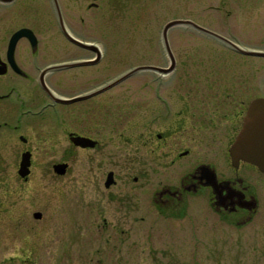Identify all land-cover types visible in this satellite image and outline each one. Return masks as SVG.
Returning <instances> with one entry per match:
<instances>
[{
  "label": "flooded vegetation",
  "instance_id": "flooded-vegetation-1",
  "mask_svg": "<svg viewBox=\"0 0 264 264\" xmlns=\"http://www.w3.org/2000/svg\"><path fill=\"white\" fill-rule=\"evenodd\" d=\"M27 1L0 0V238L27 218L18 200L10 203L7 198L8 169L13 167L16 184L24 186L32 180L34 160L44 158L54 159L47 168L52 193L64 194L67 206L81 205L88 217L91 203L115 204V214L100 216L103 227L109 222L118 227L151 222L152 207L163 219L178 217L186 212L188 196L202 195L201 205L219 227L203 234L226 241L235 234L237 250L264 254V171L231 153L251 103L264 101V0H233L240 5L234 7H225L222 0L211 10L223 15L224 23L172 18L168 21L189 20L204 30L172 25L162 40L164 66L137 63L123 70L120 56L107 54L105 59L104 43L120 46L128 40L82 34L87 26L104 29L105 0H69L64 8L62 0H43V5L37 0L41 15L32 26L22 19ZM145 2H108V19L121 21L135 13L134 19L146 21L145 29H151ZM64 10L69 11L67 18ZM229 19L241 20L240 26ZM53 26L61 37L42 38V31ZM175 27L181 28L179 36L183 31L198 37L177 43H190L192 54L173 48ZM25 28L30 36L13 40ZM145 65L164 67V74L138 70L123 77ZM150 73L164 76V93L160 102L147 97L138 102L132 96L135 77ZM156 108L164 122L154 129ZM24 159L29 165L21 175ZM161 169L164 179L153 191L151 174ZM91 184L97 186L98 198L89 193ZM32 215V226L42 228L37 224L42 213ZM165 250L163 256L171 252ZM168 259L155 264H174Z\"/></svg>",
  "mask_w": 264,
  "mask_h": 264
},
{
  "label": "rangeland",
  "instance_id": "rangeland-1",
  "mask_svg": "<svg viewBox=\"0 0 264 264\" xmlns=\"http://www.w3.org/2000/svg\"><path fill=\"white\" fill-rule=\"evenodd\" d=\"M67 1L69 0H62L63 8ZM105 1L104 29L98 32L87 26L82 34L88 38L128 40L129 42L121 41L120 46H113L111 41L104 43L105 59L107 54L120 56L126 65L122 66V70L137 63L164 66L161 31L164 24L172 18H195L204 24L225 22L223 15H217L211 10L220 6L222 0H143L146 1L145 10L151 14V29H145L146 21L135 20V13L121 21L112 18L109 20L107 15L111 9L108 2L112 3L113 0ZM225 1V7L240 6L237 5L238 1L237 4L233 0ZM41 3L44 4L43 0ZM39 7L40 2L37 0L26 2L22 14L24 24L32 26L35 16L41 15ZM66 12L69 11H63L65 18ZM230 20L226 21L237 22L238 27L240 26L241 20ZM113 21L115 24H110ZM76 23L79 25V21ZM178 29L181 28L175 27L171 31L173 48L178 49L181 52L179 54H192L194 48L190 43L182 42L189 45L185 47L177 43L181 39L198 37L183 31L179 36ZM56 30L57 26L44 30L41 37L47 38L51 34L61 37ZM146 40H149L150 46H147L149 42ZM200 50L207 51L209 47L201 46ZM148 54H151V58L147 56L145 59ZM135 78H138V84L133 88L135 90H132V96L138 102L143 97L151 99L152 102H160L159 98L164 93V76L150 73L138 74ZM145 81L147 85H144ZM126 83H132V80L123 82V85L126 86ZM163 122L161 109H153L152 128L160 127ZM51 161L54 159H35L32 180L24 186L16 184L13 167L8 169L7 198L10 203L18 200L16 205L19 206L20 213L27 218L24 219L26 222L12 224L16 228L0 238V264H155L156 259L164 262L168 258V262L174 264H264L263 253L236 249L235 234L228 241L223 236L212 235L211 232L203 234V231H217L219 227L214 216L201 205L204 199L202 195L188 196V207L184 216L163 219L155 207H152L149 213L152 215L151 222H131L120 227L114 222H109L103 227L100 216L115 214V204L91 203L88 217H84L81 205L70 203L67 206L64 194L56 193L54 196L52 193L50 176L47 174ZM151 178V189L155 191L158 180L164 179V171L153 170ZM96 188L95 184L88 187L92 198L99 197ZM36 210L44 216L42 221L37 223L44 225L42 228L32 226L35 223L32 213ZM139 213L141 212L135 214ZM194 232L199 233L196 239L191 234ZM167 248L171 249V252L163 256Z\"/></svg>",
  "mask_w": 264,
  "mask_h": 264
},
{
  "label": "water",
  "instance_id": "water-1",
  "mask_svg": "<svg viewBox=\"0 0 264 264\" xmlns=\"http://www.w3.org/2000/svg\"><path fill=\"white\" fill-rule=\"evenodd\" d=\"M190 24L197 29H202L200 26L195 24L192 21L184 20V19H175L168 21L165 24L161 31V37L164 42L166 40V31L169 27L176 24ZM29 29H21L13 38L15 40L20 35H29ZM31 32V31H30ZM138 70H152L158 72L160 74H164V67H157L153 65H145L138 66L127 72L123 77L129 75L133 71ZM119 78L113 83H117ZM232 156L237 155L240 158L247 160L255 165H257L261 170L264 171V101H255L252 102L248 113L245 117L244 124L242 129L240 130L232 148H231ZM29 165V161H25V159L21 163V168L19 173L21 175L27 174V166ZM35 216H39L40 213H34Z\"/></svg>",
  "mask_w": 264,
  "mask_h": 264
}]
</instances>
